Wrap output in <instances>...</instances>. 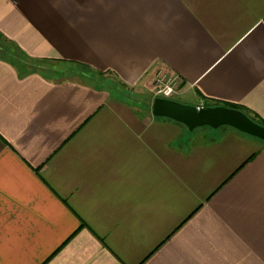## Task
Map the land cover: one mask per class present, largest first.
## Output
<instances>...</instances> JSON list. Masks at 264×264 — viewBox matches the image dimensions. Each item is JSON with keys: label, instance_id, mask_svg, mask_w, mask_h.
I'll return each mask as SVG.
<instances>
[{"label": "crops", "instance_id": "0c3cea01", "mask_svg": "<svg viewBox=\"0 0 264 264\" xmlns=\"http://www.w3.org/2000/svg\"><path fill=\"white\" fill-rule=\"evenodd\" d=\"M0 34L42 64L0 53V264H264V140L152 112L164 72L264 120V0H0Z\"/></svg>", "mask_w": 264, "mask_h": 264}, {"label": "water", "instance_id": "95a60500", "mask_svg": "<svg viewBox=\"0 0 264 264\" xmlns=\"http://www.w3.org/2000/svg\"><path fill=\"white\" fill-rule=\"evenodd\" d=\"M152 112L155 116L180 122L189 130L204 126L212 128L230 126L264 140V126L253 121L243 111L223 105L195 106L171 98L157 97L154 99Z\"/></svg>", "mask_w": 264, "mask_h": 264}, {"label": "rangeland", "instance_id": "374dc122", "mask_svg": "<svg viewBox=\"0 0 264 264\" xmlns=\"http://www.w3.org/2000/svg\"><path fill=\"white\" fill-rule=\"evenodd\" d=\"M3 45V44H2ZM9 47V46H8ZM7 51H8V54H6L7 55V57L10 59V60H12L15 64H17L21 69H25V70H29V69H31V70H41L40 68H41V66H42V64L41 63H39V62H32L31 60H28V59H26V58H24L21 54H19V52L17 51V49H15L14 47H10V50L9 49H7ZM4 52V51H3ZM52 66H54V67H59V66H55V65H52ZM70 69H72V68H70ZM73 71H70V70H67L66 71V73H68V72H74V69H72ZM65 72V71H64ZM64 72H63V74H64ZM84 79L87 81V80H89V81H91V82H96V78L95 77H93L92 75H87V73H84ZM109 86H110V88L112 89V90H115V87H114V85L112 84V83H109L108 84ZM176 86L178 87V88H176L177 89V91L180 89V85H179V83L178 84H176ZM116 92H119L120 94H122L123 96H126V95H128V93H125L124 91H122V92H120V91H116ZM147 96H148V98H147V100H148V103H149V106H150V104L153 102V97L151 96V94L150 93H148L147 94ZM202 106H204V105H202Z\"/></svg>", "mask_w": 264, "mask_h": 264}, {"label": "trees", "instance_id": "16d2710c", "mask_svg": "<svg viewBox=\"0 0 264 264\" xmlns=\"http://www.w3.org/2000/svg\"><path fill=\"white\" fill-rule=\"evenodd\" d=\"M10 47H13V45L0 34V53L3 56H5L6 58H8L6 55V54H8L7 49L10 50ZM219 105H223V106H226L229 108L241 110L244 113H246L253 121L260 124L261 126H264V120L259 115H257L256 113H254L253 111H251L250 109H248L247 107H244L242 105L235 104V103H229V102H220V101H206V103H205V106H211V107L219 106Z\"/></svg>", "mask_w": 264, "mask_h": 264}, {"label": "built area", "instance_id": "2783aa9c", "mask_svg": "<svg viewBox=\"0 0 264 264\" xmlns=\"http://www.w3.org/2000/svg\"><path fill=\"white\" fill-rule=\"evenodd\" d=\"M156 94L163 98H173L177 94V80L164 72H159L155 77Z\"/></svg>", "mask_w": 264, "mask_h": 264}]
</instances>
